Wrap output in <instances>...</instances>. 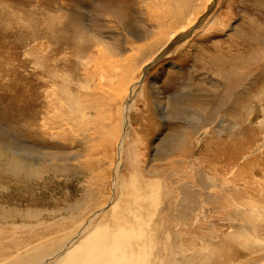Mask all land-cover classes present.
Masks as SVG:
<instances>
[{
    "label": "bare ground",
    "instance_id": "1",
    "mask_svg": "<svg viewBox=\"0 0 264 264\" xmlns=\"http://www.w3.org/2000/svg\"><path fill=\"white\" fill-rule=\"evenodd\" d=\"M93 1L64 0L70 6L66 9L63 3L58 8L55 4L52 8L58 9V20L57 16L47 19L50 14L45 13V8L50 3L47 5L44 0H37L36 8L26 7L25 13L41 10V21L48 32L54 33L59 25L63 26L58 28V34L54 33L58 59L51 64L53 69L58 66V72L51 75L58 83V94L52 90L53 95L58 96L48 100L50 119L46 115L39 129L56 138L58 123L53 119L62 118L63 126L71 130L70 142L77 152L63 157L59 152L40 151L36 155L33 147L28 151L27 146H20L23 149L14 150L9 158L0 156V175H15L12 182L0 177V264H250L244 259L248 254L264 252V161H244L251 154L264 151V138L251 151L241 141L247 134L245 126L254 119L245 124L240 120L219 126L226 136L240 139L236 146L225 139L221 142L214 130L205 129L208 123L202 121L203 132L195 136L211 133L216 141L204 142L203 156L198 161L188 158L191 153L184 146L178 157H169L166 166L148 168L146 159L139 155L141 134L145 131L129 118L136 88L145 85L141 77L147 64L201 28L207 15L214 13H209L215 7L214 0H143L147 16L139 19L132 31L128 26L132 20L113 8L115 0L102 3L109 7L104 13L101 5L97 6L96 15L86 12ZM116 1L115 5L133 2ZM215 1L217 7L219 0ZM23 22L25 26L26 20ZM108 24L113 35L101 43H90L96 27ZM43 35L46 33L38 30L31 36ZM61 46L72 52L62 53ZM88 50L89 64L95 62L93 56L115 58L110 66L96 61L92 70L87 69L82 86L63 76L66 64L59 56H76ZM235 84H239V79ZM161 101L158 104L164 112L189 115L187 108L171 107ZM103 105L109 106V116L102 112ZM247 106L248 103L243 107ZM253 136L256 141L257 136ZM113 154L114 160L108 158ZM45 173L52 175L49 182L33 184ZM72 173L88 174L89 186L82 187L80 196L65 209L61 205L58 210L52 209L49 223L41 219L48 214L47 209L23 205L21 195L25 192L19 185L33 184L36 192L43 193V187L58 186L51 181H58V174L64 183V178ZM10 194L15 196L10 198ZM56 215L58 224L53 228ZM158 227H162L161 232ZM56 229L64 231L59 236L61 241L58 242V235L46 240ZM185 234L189 235L188 240ZM253 264H264V259Z\"/></svg>",
    "mask_w": 264,
    "mask_h": 264
},
{
    "label": "rangeland",
    "instance_id": "2",
    "mask_svg": "<svg viewBox=\"0 0 264 264\" xmlns=\"http://www.w3.org/2000/svg\"><path fill=\"white\" fill-rule=\"evenodd\" d=\"M23 1L0 0V156L9 158L14 150L23 149L20 146H27L28 151L29 147H33L36 155L41 152L51 154L59 152L58 155L61 157L67 156L68 153L77 151H74L73 142H70L73 139L70 136L71 130L63 126L62 118L59 117L57 120L56 116L53 119L58 123L56 138H51L50 132L39 129V123L42 124L45 117L48 116L50 119V114L47 112L51 111V108H47L50 102L48 100L58 96L53 95V91L58 94L56 92L58 83H54L55 79L51 78L55 70L58 72V66L57 69H53L51 64H55V60L58 59V39L55 34H58V28L62 29L63 26L59 25L54 31L55 34L48 32L41 21L43 17L41 10L25 13L26 7L36 8L37 0ZM63 1L44 0V3H50V5L47 3L50 7L45 8L48 10V13L47 11L45 13L50 14L47 19L57 16L58 20V9L52 8L55 4L57 8L62 3L64 9L67 6L70 7L69 3L67 5ZM106 1L112 0L91 2L90 7L87 5L89 8L86 6L88 9L86 12L96 15L101 5L103 9L99 10L104 13L109 8H105L106 4L102 5L103 2L108 3ZM115 1H112L113 8L120 9L123 16L132 20L128 22L129 25L127 24L131 31L136 29L139 19L147 16L143 11L146 6L143 0H133L132 3L123 5H115ZM213 3L215 7L209 13H214L207 15L208 18L201 28L192 31L180 43L172 45L163 55L153 56L154 58L147 64V69L142 73L141 79L145 85L136 88L129 118L136 126H141L143 132L145 131L143 135L141 134L139 155L142 159H146L148 168L166 166L169 163V157H178L185 148L191 153L188 158L198 161L200 156H203L204 142L216 141L211 133L205 137L195 136L203 132L202 121L208 123L205 129L214 130L215 135L222 139L221 142L225 139V142L229 141L236 146L240 139L226 136L227 133L219 126L240 120L245 124L250 119H254L253 123L245 126L247 134L242 136V144L251 151L263 141L264 0H219L217 7L215 0ZM110 7L113 9L112 5ZM13 11L18 13L14 14ZM22 12L25 13L24 16H21ZM52 15L54 16L51 17ZM32 18L38 22H34ZM23 20L27 22L25 26ZM48 21L46 20V23ZM49 23L52 22L49 21ZM38 30H43L46 35L32 37L31 35ZM109 34L113 35L111 24L107 27L101 25L100 29L96 27L90 43H101V40L110 36ZM74 46L77 47V45ZM61 47L60 51L64 54L72 52L70 49ZM88 47L93 48L94 45H88ZM43 49H46L45 52ZM72 49L74 51L76 48ZM90 54L88 50L76 56H59L66 64L64 73L62 72L63 76L69 80L73 78L75 84L83 86L88 74L87 69L92 70L96 61L110 66L112 59L115 58L110 55L99 58L93 56L95 62L89 64ZM259 56H262V59L254 60V57ZM238 79L239 84H235ZM76 88L75 85L73 89ZM160 96L162 99L159 98ZM161 100L171 107L187 108L189 115L164 112L158 104L162 102ZM247 103L248 106L243 107ZM101 110L107 116L111 114L108 105H103ZM194 113H199L201 116L195 117ZM204 115L206 117L203 118ZM260 117L262 119L257 123ZM253 135L257 136L256 141L253 140ZM114 156L113 154L108 158L114 160ZM52 157L54 159L56 156ZM254 158L264 161V151L251 154L250 158L244 161ZM43 175L33 184L49 182V175H52L46 173ZM0 177L9 182L15 179L12 173H2ZM59 178L61 175L58 174V181L51 179L54 183H59L57 187L48 189L43 187V193L36 192L33 184L19 185L25 192L21 195L23 205L48 210V214L41 218L46 223L50 222L49 213H52V209L58 210L59 205L65 209L75 197L80 196L83 192L82 187L86 189L90 183V176L85 173L69 174L64 178V183ZM4 184L7 185V183ZM14 196L15 194L8 195L10 198ZM69 199H71L70 202ZM10 201L13 200L10 199ZM65 201L68 203L66 204ZM55 217L56 223H53L52 227L58 224V215ZM8 229L13 232L12 227ZM157 229L161 232L162 227ZM63 233V230L58 232L56 229L46 240L54 236V239L58 237L60 242L59 236ZM185 238L188 240L189 235L185 234ZM250 255L244 258L250 264L264 259L262 250Z\"/></svg>",
    "mask_w": 264,
    "mask_h": 264
}]
</instances>
